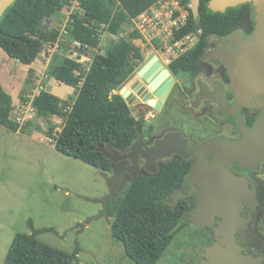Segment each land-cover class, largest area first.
I'll return each instance as SVG.
<instances>
[{
	"label": "trees",
	"instance_id": "1",
	"mask_svg": "<svg viewBox=\"0 0 264 264\" xmlns=\"http://www.w3.org/2000/svg\"><path fill=\"white\" fill-rule=\"evenodd\" d=\"M74 0H13L0 16V49L23 64L33 63L45 42L56 41L59 31L44 26L52 17ZM81 16L71 14L68 32L79 42L83 51L96 48L102 29L117 34L122 25L161 0H77ZM187 11L185 21L173 29L172 39L179 40L198 33L197 42L174 59L169 67L175 72H193L210 35L223 36L234 31L244 16L242 6H230L224 11L209 8V0H199L197 14L191 0H179ZM179 12H176L177 15ZM136 32L134 35H139ZM141 54L135 44L119 38L111 42L107 53L96 54L86 72L76 73L77 60L53 55L50 61L52 76L65 85L78 88L69 110L62 108V99L50 90L41 89L32 99L37 115L64 117L61 131L52 136L55 148L61 153L80 159L100 170L110 171L111 161L97 148L108 145L118 151L128 149L137 138L136 119L119 94L111 91L133 70ZM26 83L30 81L32 70ZM24 99V98H23ZM13 99L0 83V124L5 128L31 133L26 124L12 118ZM33 130L42 131L38 124ZM189 164L171 160L156 176L138 175L128 182L124 195L111 200L108 214L113 219L111 235L119 241L126 256L135 264H157L171 244L175 234L187 223L183 221L186 208L181 201L172 207L167 203L171 193L183 184ZM31 233L14 235L3 264H72L78 260L80 246L71 252L40 241L37 235L51 228L37 229L28 220Z\"/></svg>",
	"mask_w": 264,
	"mask_h": 264
},
{
	"label": "rangeland",
	"instance_id": "2",
	"mask_svg": "<svg viewBox=\"0 0 264 264\" xmlns=\"http://www.w3.org/2000/svg\"><path fill=\"white\" fill-rule=\"evenodd\" d=\"M178 2L161 0L151 6L147 10L149 18L159 17L145 22L142 27L143 22L135 17L126 21L117 34L102 29L98 46L83 51L68 32L71 14H83L78 1L74 0L44 26L58 30L59 35L56 41L44 43L33 63L23 64L0 49V82L13 98L12 118L20 117L23 121L19 124H26L31 130V133L12 131L0 124V264L4 263L14 235L31 233L29 219L37 229L51 228L37 235L40 241L68 252L77 244L80 246L78 260L72 264H135L126 256L122 244L112 237L113 217L110 214L89 221L102 207L89 198H99L108 192L102 170L57 150L52 136L61 131L64 117L39 116L31 102L41 89H47L62 99V108L66 111L77 95L78 88L65 85L52 76L50 61L53 55L76 59V73L79 74L88 70L96 54L107 53L112 41L125 38L135 44L141 58L156 49L166 65L167 58L180 53L197 37L190 34L188 42L183 44H176L172 39V29L180 24L178 18L183 21L186 15L181 9L179 15L174 16L179 9ZM167 12H172L171 17L165 15ZM136 32L140 34L134 35ZM140 59H136L137 62ZM29 69L32 73L26 83ZM111 93L119 94L116 87ZM129 107L135 119L144 123L135 102ZM30 124H38L42 131L33 130ZM126 185L119 197L124 195ZM209 241L208 237L186 225L175 234L157 264L194 263Z\"/></svg>",
	"mask_w": 264,
	"mask_h": 264
},
{
	"label": "flooded vegetation",
	"instance_id": "3",
	"mask_svg": "<svg viewBox=\"0 0 264 264\" xmlns=\"http://www.w3.org/2000/svg\"><path fill=\"white\" fill-rule=\"evenodd\" d=\"M178 6L179 9L174 12L175 17L179 15L182 9L180 3ZM236 6H242L244 10V16L240 24L227 35H210L207 37V45L199 58V66L193 72L183 71L175 73L169 67V64L197 42L200 31L198 33H190L196 34V41H193L192 44L186 46L172 58H167L166 65L161 62L160 54L156 49L147 55H143L133 70L118 85L123 84L130 90L132 102H135L137 111L144 120V123L136 120L138 134L135 141L139 142V148L142 152H147V150L156 146L157 141L164 139L171 133L180 135L185 140L188 149L198 150L203 143L212 139L220 138L230 141L241 139L243 136L241 125L251 131L255 130L256 123L264 114V69H254L251 72L252 78L250 81L253 88L248 94L242 87L240 88L239 85L234 84L224 58L215 54L222 51L223 55L229 57V53H235L238 49L237 38L255 40L256 5L252 1H247ZM176 12L179 13L175 15ZM185 12L187 15L186 10ZM186 15L183 21L178 18L180 24L178 23L173 29L184 23ZM190 34L175 41H179L180 44L187 43ZM227 44L229 46L226 48L224 45ZM153 54L157 56L162 69L168 72V75L163 77V81L169 77L173 80L172 86L159 108L148 102L150 99L158 101L160 98L148 88L149 82L146 79L138 78L142 86L145 89L148 88L151 92L147 100H143V92L137 94L138 92L131 85L128 86V83L133 79L134 70L142 63L150 60ZM160 72L158 71L154 77L158 76ZM174 92L175 94H173ZM125 102L128 106L132 103H127L126 100ZM222 104L228 109H224ZM130 113L132 115L131 110ZM131 146L119 152L122 154L129 152ZM106 150L110 154L109 158L111 161V169L107 172L117 178L122 177L123 184L121 189L138 175H158L162 171L164 164L174 159L184 160L189 164V170L185 175L183 184L178 187L180 188L192 173L196 161L193 155L185 156L178 150H173L156 156L153 163L149 164L147 157L139 152L137 156L138 166L135 170L130 171V168H132L131 159H117V156L108 147ZM203 160L211 163L216 160V156L214 153H207ZM223 169L245 180L249 195L247 200L243 201L242 208L239 211L245 222L241 224V227H237L234 230V240L242 248V253L250 254L254 257H263L258 264H264V159H258L255 163L249 165H243L237 160H231L223 163ZM119 182H121L120 179L115 185L119 186ZM121 189L116 190L115 193L117 194ZM198 195L199 185L196 181L191 180L185 192H179L172 201H167V203L174 207L181 201V207L186 208L183 221L187 223L184 226L188 225L194 232L208 237L210 241L205 245L208 246L218 241L214 227L217 226L221 217L216 215L215 222L210 226H199L192 221L185 220V217L194 211L198 202ZM205 246L201 248L198 259L191 264L201 263L203 259L201 253Z\"/></svg>",
	"mask_w": 264,
	"mask_h": 264
},
{
	"label": "water",
	"instance_id": "4",
	"mask_svg": "<svg viewBox=\"0 0 264 264\" xmlns=\"http://www.w3.org/2000/svg\"><path fill=\"white\" fill-rule=\"evenodd\" d=\"M247 1H252L257 7L255 40L237 38L238 49L235 53H229V57L223 55L222 51L215 54L224 58L234 84L239 85L249 94L253 88L250 81L252 78L251 72L254 69H264V0H210L209 8L214 11H224L226 7L236 6ZM12 2L13 0H0V16ZM198 4L199 0H191L190 7L194 16L197 14ZM224 46L227 48L229 45ZM158 71H161L160 74L154 77ZM167 75L168 72L162 69L157 56L153 54L150 60L142 63L134 70L133 79L128 83V86L131 85L138 92L137 94L143 92V100L148 99L151 93L150 90L154 91L160 100L150 99L148 102L159 108L173 83L171 77L163 81V77ZM139 77L149 82L148 88L150 90L142 86V83L138 80ZM117 90L127 103L132 102V93L127 86L121 84L117 87ZM222 106L224 109H228L225 105L222 104ZM241 129L243 136L239 140L230 141L216 138L203 143L198 150L188 149L185 140L180 135L172 133L157 141L156 146L150 148L147 152L141 151L138 141L132 144L129 152L123 154L113 146L108 145V148L117 156V159H131L132 168H130V171L135 170L138 166L137 156L139 152L147 157L149 164L153 163L156 156L173 150H178L185 156L193 155L196 158L193 171L187 177L185 184L176 189L167 201H172L179 192H185L189 182L194 180L199 185L198 202L194 211L187 215L185 220L192 221L199 226H210L215 222L216 215L221 217L217 226L214 227L218 241L203 248L201 253L203 259L200 264H258L263 259V257H254L242 253V248L234 240V230L241 227V224L245 222L239 211L242 208L243 201L247 200L249 195L245 180L234 176L229 171H225L223 163L237 160L243 165H249L255 163L258 159H264V114L256 123L254 131L245 128L243 125H241ZM97 149L110 157L105 147L100 146ZM207 153H214L216 160L211 163L205 162L203 158ZM102 175L108 184V192L99 198H89L93 202H99L102 206L100 212L90 218L89 221L102 214L108 215L109 203L115 197V191L121 189L123 184L122 177L117 178L107 171H102ZM118 179L121 182H119V186H116L115 183Z\"/></svg>",
	"mask_w": 264,
	"mask_h": 264
},
{
	"label": "built area",
	"instance_id": "5",
	"mask_svg": "<svg viewBox=\"0 0 264 264\" xmlns=\"http://www.w3.org/2000/svg\"><path fill=\"white\" fill-rule=\"evenodd\" d=\"M160 2V1H159ZM151 8V7H150ZM149 9V8H148ZM147 9V10H148ZM147 10H145L144 12H142L141 14H139L137 17L143 22L142 23V25H141V27L143 26V24L145 23V22H150V21H152L154 18H157V17H159L158 15H155V17L154 18H149V16H148V14H147ZM171 14H172V12L171 13H169V12H167V13H165V15L166 16H170L171 17ZM174 23H175V21H174ZM173 25V24H172ZM176 44H179V41H177V42H175ZM20 115V114H19ZM22 117V116H21ZM26 117V116H25ZM25 117H22L23 119H25ZM29 117H31V116H29ZM14 119V118H13ZM29 119H31V118H29ZM15 121H17L18 123H20V122H22L23 120H21V118L20 117H18L17 118V120L16 119H14Z\"/></svg>",
	"mask_w": 264,
	"mask_h": 264
},
{
	"label": "crops",
	"instance_id": "6",
	"mask_svg": "<svg viewBox=\"0 0 264 264\" xmlns=\"http://www.w3.org/2000/svg\"><path fill=\"white\" fill-rule=\"evenodd\" d=\"M1 83V82H0ZM2 84V83H1ZM2 86H3V84H2ZM4 87V86H3ZM13 99V98H12Z\"/></svg>",
	"mask_w": 264,
	"mask_h": 264
}]
</instances>
